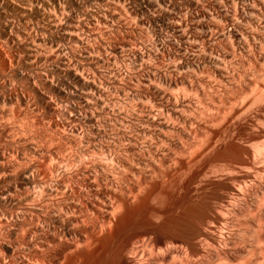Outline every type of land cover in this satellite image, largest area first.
<instances>
[{
	"label": "bare ground",
	"instance_id": "obj_1",
	"mask_svg": "<svg viewBox=\"0 0 264 264\" xmlns=\"http://www.w3.org/2000/svg\"><path fill=\"white\" fill-rule=\"evenodd\" d=\"M86 1L75 0L83 22L74 0H0V86L9 73L25 88L0 96V264H264V0L235 9L232 38L210 12L192 38L175 17L190 66L127 74L117 98L86 67L107 63L102 50L128 54L131 36H107L101 50L81 33L121 19L128 1ZM65 40L70 56L59 50ZM164 174L184 181L174 205L185 218L155 252L117 220Z\"/></svg>",
	"mask_w": 264,
	"mask_h": 264
},
{
	"label": "rangeland",
	"instance_id": "obj_2",
	"mask_svg": "<svg viewBox=\"0 0 264 264\" xmlns=\"http://www.w3.org/2000/svg\"><path fill=\"white\" fill-rule=\"evenodd\" d=\"M77 1L79 4L81 2V4L83 6L89 4V2L86 0H84V1L83 0H77ZM125 1L129 2V3L126 2L127 7L124 10V11L127 10L126 12L128 13V15L126 12L123 11V17L121 19H119L117 21L113 20V22L109 21L110 27H108L109 25L108 26H102L101 31L100 30L99 31L91 30L88 32H82L81 33V37L83 35L84 38L83 37L82 38L85 40H87L90 37L87 41L91 40L90 43L92 46H94V49L99 47L101 50H102L103 46L105 47L104 40L106 42V38L108 39V37L113 39V37L118 36V38L120 39L122 36L123 37H125L126 35H128V37L131 36L130 38L133 41L131 40L132 42L130 41V44L132 43L131 46H133V47L131 48V50H129L130 53L128 51H127L128 54H126V53L120 54V52H118V53H116L117 55L114 54V56H113V54L111 55L107 51H105L106 52L105 53L102 50V54L101 53H98V54L101 55L102 59H104V62H107L108 64L105 63L104 65H100V64L95 65V63H91V64L89 63L88 66L86 67L87 69L90 67L88 69L89 71L91 70L90 73L92 72V70L94 71L95 69H97V70H95L96 72L98 71L97 74L100 72L102 74V76L103 75H104V77L107 76V78H105V80H103V82L105 81V83L107 84L105 87V88H107L106 91L107 92L109 91V93L113 92L114 96L116 95V93L114 92V90H115L114 86H116V88L121 86V84L124 83V81H126L129 78V77H127L128 76L127 74H129V75L131 74L130 75L131 79L132 78L134 79V77L136 78L138 76L139 77L145 76L146 73L151 69L153 70V68L157 69V71H161V69H163L164 66H171L170 68H173L174 66L178 67L182 71L181 72L179 70L180 73L183 74L184 73L183 69L187 65L191 64V62H190L191 59L189 57H187V55L186 56L184 55L185 56L184 57L181 53H178L179 52V45L182 46V44H180L181 40L179 39V37H177L178 35H177L176 31L172 28L171 22L179 20L181 23V21H182L183 22L182 26L187 31V32L185 31L186 35H188L190 33L189 34L190 36L189 35L188 36L190 38H192L193 35L195 34V32H197V28L200 25L202 27L200 26L199 28H201V29H199V30H204L205 28L207 29V25H208L206 22L207 17L206 18L202 17L203 18L202 19L201 16L204 15V17H205V13L208 14L210 12V13H212L213 17L216 15L215 18L218 20V23L216 21L217 25H219V23H220L218 28L220 26L221 27L223 26V28H224L223 29L220 27L219 32H223V33L225 32L224 34H226V33L229 34L226 36H230V34H232V33L231 32L228 33L229 31H228L227 27L230 28V31H234V29H233V27H231L232 23H231V21H229L230 20L229 18L235 17L237 12L244 10L243 6H245V4L248 3L250 0H243V1L242 0H234V3L232 0V2H230L231 4L227 3V2L224 3L223 1H225V0H223V1L220 0L221 2L219 0H189V3H188V0H186V2H184L185 0H163V1L157 0L158 2H160V3H158L156 1L157 6L159 5L157 7V10L159 12H157V10L152 8L151 6H149V7H151V9H150L146 3H143L144 4V6H143L142 2H141V4L138 5L135 0H125ZM244 1L246 3H244ZM74 2H75V0H74ZM242 2L244 4H242ZM134 3H136V5H134ZM190 3H191V5H190ZM145 4L147 5V7H145L146 6ZM160 4L163 7V9L160 7ZM74 5L76 7H74V11H72V12L77 16L78 11H80V13H79L80 15L77 18L81 21L83 20V22H84L85 20L83 18H81V16H83V15H81L82 12L79 9V7L77 8L78 4L75 2ZM130 5H131V7H130ZM137 5L139 7H141V10L144 11L143 12L144 14L138 10H137V14L136 13L134 14V12H136L135 8H137ZM205 7H207L208 10H209V8H211V9L213 8V9L208 11V10H206ZM235 9H237L238 11ZM155 10H156V12H155ZM150 11H153V12H150ZM225 12H228V13H225ZM152 13H155V14H152ZM221 14H223L224 17ZM230 14H232L233 16H231ZM166 16H167V18H166ZM207 16H209V15H207ZM156 17H157V19H156ZM175 17L178 18V20ZM215 18H214V20H215ZM155 19L158 21H156ZM228 21L231 23V26H229L230 23ZM198 22H200V23L202 22V24H199ZM184 24H185V26H184ZM141 28H142V30H141ZM159 29H160V31H159ZM263 29H264V27L262 28V30ZM102 30H103V32H102ZM156 30H158V31H156ZM262 33L264 34V30L262 31ZM112 34H114L116 36H114ZM119 36H121V37H119ZM195 36H196V39L199 37V36L197 37V35H195ZM128 37L126 36V38H128ZM230 37H228L229 40L232 38V37L231 38ZM202 39H203L202 36H200L198 38L199 43L201 44V42H202L201 45H203L206 41V39H203V41H202ZM136 42H137L138 47L136 45ZM62 43H61L62 45L60 44V46H59L60 52L62 53L65 51L64 52L65 55L64 54L63 55L64 56H70V54H72V51L70 52V50H71L70 47L72 46V44H70V43H72V40H70V43H69V40H65ZM68 44H70V45L68 46ZM54 51L52 50V52H54ZM95 53H96V51H95ZM179 54L181 55V57ZM124 55H126V56H124ZM188 59H190V60H188ZM95 60L91 61L89 59L88 61L98 62ZM101 62H103V61H101ZM109 62H111V64ZM193 62H195L194 63L195 65H198V67H200L201 63L203 61L200 60V61H193ZM198 62L200 63V65L198 64ZM156 63L158 64V66H162V65L163 66L156 68L155 67V66H157ZM142 64L144 65V67ZM175 64L176 65L180 64V65L176 66ZM183 64L185 66H182ZM46 65H47V63H46ZM46 65L41 64V65H39V68H44L43 66L46 67ZM51 66L54 67L53 63H48L47 67L50 68ZM182 67H184V68L182 69ZM158 68H160V69H158ZM101 71H103V72H101ZM133 74L137 75V76H134ZM176 74H175V76L177 78H179L180 74L179 73H176ZM125 75H127V76H125ZM132 75H133V77H132ZM5 76H6V78L10 79L9 80L10 83H9V81L6 82V83H4V84H6L4 86H3V83L1 84V86H2V87L0 86V96L1 97L2 96L6 97L9 93H12V94L18 93V92H21L20 90H23L24 84H22V82H18L16 79H15V81L12 80L13 78L10 76L9 73H6ZM96 77L98 79H101L100 76H96ZM108 78H110L109 83H107L109 81ZM111 78L113 80H111ZM0 79H2V77ZM55 79L56 78L54 77V80ZM123 79H125V80L123 81ZM106 80H107V82H106ZM114 82L116 83V85H113V84H115ZM117 85H119V86H117ZM108 87L110 88V90H108L109 89ZM27 93H28L27 95L32 96V94L29 91ZM115 97L117 98V96H115ZM116 98L112 102V104L115 105V107H117V105H118L117 103L120 101L119 98L117 99L118 101L116 100ZM113 105H111L109 103L110 108H114ZM263 105H264V102H263ZM46 117H48L47 114H46ZM11 119L12 118L9 119L8 124L15 123V122H13V120L11 121ZM13 119L15 121L19 120L18 118H16V119L13 118ZM46 120H47V118H45V121ZM170 171L168 173H170ZM173 171L174 170L172 169L171 173ZM223 179L221 180V182L223 184V190L222 191L229 192L230 188H231V182L227 178H226V180L224 179L225 181ZM157 180H158V183H157ZM183 183H184V181L181 180L179 177H174V176L171 177V176H168V174L167 175L164 174V176H161L160 178H158L156 180L146 181V183L144 182L143 186L138 191L139 193L137 192L136 196L134 195V197H132V200L130 199V206L129 205L125 206L124 210L121 212L123 215L120 213V215L118 216L119 218L117 221H119V224H121L120 228H121V230H123L122 231L123 235L126 237L130 236L132 234L139 235V238H140L142 244L146 245L147 248L148 247L152 248V250L155 252L156 251L159 252L160 250H158V249H160V247L162 249L163 247H165L167 245L169 246L170 243L172 244L171 239L177 235V232H176L177 226H175V222L177 220H181V219L185 218L184 211L181 208H178L174 205L175 198H177L178 196H180L182 194L181 185ZM1 185H2V183H0L1 188H2V186L4 187V184L2 186ZM216 202H219V201H216ZM127 207H128V209L126 210ZM16 210H17V212H16ZM16 210H14V208H13L12 213L14 215L15 214L19 215L20 214V213H18L19 210L18 209H16ZM125 210H126V212H125ZM192 221H193V223H192ZM192 221H191V223L193 225L192 230H193V228L194 229L196 228V225L200 226V227L202 226L201 224H202L203 219L201 221L200 218L199 219L197 218L196 220L192 219ZM194 223H196V224H194ZM197 223H199L200 225H198ZM178 228L184 229V227H181V226H179ZM197 229H198V227H197ZM197 229H195V230H197ZM193 232H194V230H193ZM162 244L165 246H162Z\"/></svg>",
	"mask_w": 264,
	"mask_h": 264
}]
</instances>
